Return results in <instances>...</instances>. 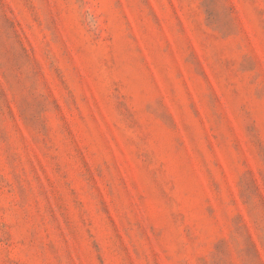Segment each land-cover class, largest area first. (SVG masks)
I'll return each mask as SVG.
<instances>
[{
    "label": "rangeland",
    "instance_id": "1",
    "mask_svg": "<svg viewBox=\"0 0 264 264\" xmlns=\"http://www.w3.org/2000/svg\"><path fill=\"white\" fill-rule=\"evenodd\" d=\"M0 264H264V0H0Z\"/></svg>",
    "mask_w": 264,
    "mask_h": 264
}]
</instances>
